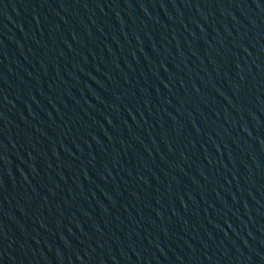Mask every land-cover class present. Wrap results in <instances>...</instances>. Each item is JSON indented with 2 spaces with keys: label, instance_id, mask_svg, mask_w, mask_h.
I'll return each mask as SVG.
<instances>
[{
  "label": "water",
  "instance_id": "obj_1",
  "mask_svg": "<svg viewBox=\"0 0 264 264\" xmlns=\"http://www.w3.org/2000/svg\"><path fill=\"white\" fill-rule=\"evenodd\" d=\"M0 264H264V0H0Z\"/></svg>",
  "mask_w": 264,
  "mask_h": 264
}]
</instances>
